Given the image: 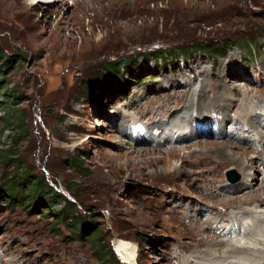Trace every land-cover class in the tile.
Segmentation results:
<instances>
[{"label": "rangeland", "instance_id": "1", "mask_svg": "<svg viewBox=\"0 0 264 264\" xmlns=\"http://www.w3.org/2000/svg\"><path fill=\"white\" fill-rule=\"evenodd\" d=\"M185 39L229 49L213 65L204 53L175 52ZM155 49L174 57L157 61L148 55ZM0 50V150L21 152L30 171L64 196L50 210L66 206L67 216L84 222L79 229L70 217L61 221L50 210L44 215L43 198L8 206L0 197V264H105L89 238L96 228L103 245L110 241L116 249L119 264H209L196 256L214 238L222 240L216 232L227 231L243 208L249 227L264 211L257 201L249 204L264 198L258 194L264 165L256 161L258 179L247 186L252 180L236 163L242 149L253 152L250 143L258 135L227 136L232 119L222 129L227 134H219L218 113L211 112L223 108L229 93L221 90L211 102L206 95L203 111L185 106L206 76V92L216 94L229 83L234 98L247 93L264 106V0H0ZM4 55L13 63L1 71ZM127 58L141 66L124 69ZM114 62L125 76L107 84L104 73ZM165 107L169 116L175 111V127L158 124ZM18 112L25 117L22 134L10 121ZM257 112L264 131L263 108ZM201 115L212 122H194L193 132L192 117ZM129 118L135 122L123 126ZM125 128L142 138L133 148L121 144ZM165 136L184 138L170 142ZM205 141L224 142L230 152L224 158L197 144ZM174 147H180L178 156L168 153ZM212 169L222 178L214 180ZM10 172L0 166V186ZM245 192L249 197L241 199ZM213 193L224 195L210 198ZM218 215L221 223L211 227Z\"/></svg>", "mask_w": 264, "mask_h": 264}, {"label": "bare ground", "instance_id": "2", "mask_svg": "<svg viewBox=\"0 0 264 264\" xmlns=\"http://www.w3.org/2000/svg\"><path fill=\"white\" fill-rule=\"evenodd\" d=\"M204 76H206V75H204ZM205 78H206V80L204 79L205 81L202 83V86H200L201 87L200 89L195 88V89L192 90L191 98L186 102L185 106L186 107H190V108H195L196 107L197 109H200V110L202 109V111H203V110H205L204 108H206L205 106L207 105L203 101V98L206 95L209 96L208 99H209V102H211L213 100V98L216 97L215 95H218V96L221 95V93H220L221 90H225V91H227L229 93V96L225 97L226 103L223 104V105L220 104V105H222L223 108L222 109L215 108V109H212L211 112L218 113L217 118H219V122L221 123V126L218 124L219 122L217 123L218 128H219V134H223L225 132L227 134V131L226 130L223 131L222 129L229 122L228 120L232 119V121H234L233 129H232V131H230L227 134V136L233 135V133H236V135L238 134V137H240V138L242 136L245 137V138H249L250 136L258 135L257 137L253 138L251 140V143H250L252 145V147H251L252 149L251 150L253 152H248L245 149H242V151L240 153L241 160L237 159V161H236L237 166L241 167L245 171L244 172V177H246L247 180L248 179L252 180L251 183H244V184H247V186H253V182H255V180L258 179V174H259V172H256V166H255L257 164L256 161H258L260 159L261 162H259L258 164H260V165L263 164L264 165V131H262L261 128L259 129V124L261 123V117L260 116H261L262 112H257V110H260V108H263V111H264V106H260L259 107L258 104H253L249 100V99L252 98V96L250 94L246 95L247 93L244 95V97L241 96V97H238V98H234L233 95H235V94L233 92V89H231V84H229V83H227V84L225 83L223 85L220 84L221 87H219L220 89H218L216 94H210V93H208V90H207V92L204 90V86L207 85L206 84L207 82H209L208 81L209 79H207V76ZM196 93L198 95H201L200 99L195 97V96H197ZM235 100H237L238 103L235 102ZM239 104H241V109L240 110H239V107H240ZM212 108H214V107H212ZM166 109H167V107H165L164 111H162L163 112L162 120L159 119L158 124L159 125H164V124H167V123L170 122L169 125L171 127H175L176 124H177V120H176V118H177L176 116L177 115L175 116V111H174L173 112L174 114H171V116H169L168 110H166ZM229 109H231V111L232 110L235 111L236 117H231V116L229 117V114L227 113L228 112L227 110H229ZM188 115H189V113H188ZM256 115H257V117H256ZM244 116L246 118H248V119L244 120V121L239 119L240 117H244ZM226 119H228V120H226ZM131 121L135 122V120L129 118V119H127L125 121L123 126H125L126 123H129ZM196 121L197 122L198 121H202V123H209L211 121V119H209V117H207V116L205 117V116H202V115L201 116H193L192 117V121L190 122V126H189L193 132H194V129H197L196 124H194V122H196ZM136 123L137 124H135V125H138V126L140 125L139 122L136 121ZM229 126H231V124ZM155 127L157 128L158 125H156ZM158 128H160V126ZM147 129H148V126L146 125V127H145V132L146 133H147ZM230 130H231V128H230ZM120 131H121V133L126 134L125 137H126L127 140H130V141L124 140L121 143L124 146H128V148H133L134 143H132V142H135L134 140H139V141L142 140V138H139V136H137V134H135L133 132H132L131 135L135 139H133V137H131V136H128L126 128L124 130H120ZM176 132L177 131H174V133H176ZM180 132H181V134H179V136L180 135L181 136H185V138L189 137V136L188 137L186 136L187 133L183 134L182 130H180ZM193 132H192V134H193ZM214 134H215V130H214ZM203 135H205L204 131H198L197 134H196V136H198V137L199 136H203ZM150 137H151V135H150ZM166 138H167V136H165V141H170V142L171 141H176L177 142V141H181V139H183L184 137H181V138L178 137V139H176V140L174 138L173 139H169V140H168L169 137L167 139ZM147 140H148V138H147ZM152 141L154 142L155 140H152ZM161 142H162L161 139L157 140L156 144H160ZM200 143H197V144L198 145H203L205 147V149H207V147H209V146H212V148H210V149L208 148V151L218 152L224 158L226 157V155H227V153L229 151L228 147H230V146L226 145L224 142L210 143V142L205 141V142H200ZM237 144H239V143H237ZM179 149H180V147L170 148V149H168V153H169L170 156H178L179 155L178 154L179 153ZM150 150H152V149H150ZM153 150L156 151L158 149H153ZM159 151H160V149H159ZM249 159L253 161V163H254L253 165H248L247 164ZM249 168H253V171H250ZM212 173L214 175V180L217 181L218 178H222L221 173L219 174L216 169H212ZM261 173L264 174V171L262 170ZM237 186L238 185H236V186L230 185L229 187L237 188ZM202 189H204V188H202ZM244 190H246V189H244ZM263 192H264V177H263V180L260 182V187L258 189V194L259 193H263ZM223 195L222 194H218L217 195L216 193H213L209 197L210 198H214L215 196L218 197V196H223ZM225 196H227V195H225ZM247 197H249V194L247 192L243 193V195L240 196L241 199H245ZM254 201L258 202L256 206L262 207V208L264 207V198L252 200V201L249 202V204H251V203L253 204ZM200 209L201 210H203V209L204 210H208L206 208H203V209L200 208ZM200 209L198 208L199 211H201ZM243 209L244 210H242V213L240 215H238L237 219L232 220V225L230 226V228L227 231H223L222 230L220 232H216L218 235L223 237L222 240L214 238L215 240H213L210 243L211 247L208 248L207 250L201 252L200 256H196V258H198L199 260L202 259L203 261H206L209 264H262V263H264V214H263L264 211H262L260 209L261 212H259V214L257 213V215L253 216V218H252V226L250 225L251 227H249L248 225L245 226L244 223H243L244 222L243 218L246 217L247 214H249L248 213V209L247 208H243ZM195 213H197L196 210H195ZM210 213L212 214V210H210ZM253 213H251V214H253ZM196 215L199 217L200 214L199 215L196 214ZM200 218H201V222H202L203 219H202L201 216H200ZM208 218H211V216L208 217ZM219 218H221V217L218 215L217 221L214 222L213 224H211V227H213L215 224L217 225V224L221 223L222 220L219 222ZM204 221L205 220H203V222ZM198 228L200 230H203L202 226H199ZM205 230H207V229H205ZM214 230H215V228L211 229L210 232L213 234ZM214 235H216V234L214 233ZM225 244H227L228 247L225 248V246H224Z\"/></svg>", "mask_w": 264, "mask_h": 264}, {"label": "trees", "instance_id": "3", "mask_svg": "<svg viewBox=\"0 0 264 264\" xmlns=\"http://www.w3.org/2000/svg\"><path fill=\"white\" fill-rule=\"evenodd\" d=\"M191 40V41H190ZM186 41V43H185ZM229 44H224L222 49L219 50V47L209 43L208 41L204 40H196V39H185L183 46H179L175 49V52H179L183 55H188L190 53H204L210 58V62L214 65L216 62V57L223 55L229 49ZM1 51V50H0ZM148 55H152L156 58V60L165 59L166 57H174L173 52L168 49H155L150 50ZM5 60V64L1 71H4L7 67L13 63V57H7L6 55L2 56ZM117 62L113 64L110 63L111 67H107L108 73H104V81L108 84L110 81L116 79V81H121L124 79L125 72L124 69L128 71H134L135 68L141 66V63L136 64V58L132 59H125L124 62V69L122 70L121 67L116 66ZM136 64V65H135ZM136 66V67H135ZM2 67V66H1ZM109 68V69H108ZM113 72L117 73V76L113 74ZM113 78V79H112ZM108 80V81H107ZM101 80L100 84L104 82ZM124 82V81H123ZM111 83V82H110ZM2 80H0V89L3 88L1 86ZM25 117L20 113L11 114V123H16V130H18L21 134L25 133L21 128V125L24 123ZM8 129H5V131ZM18 142L15 141L13 147H17ZM11 146V145H10ZM78 165H82L81 162H76ZM8 165L11 168V172L7 173L3 184L0 186V197H4L5 204L8 206H12L13 204H21L29 206L33 205L34 202L39 199L43 198L45 203L48 205V212L47 210H41L44 215L51 213L55 214L59 220H66L69 217L71 221L79 219L78 216L71 214L67 216L66 213V206H63V209L59 212H55L54 210H50L56 205H62L64 203V196L56 191L53 186L50 184L49 180H46L43 177L35 176L27 166V163L22 160L21 152L17 150H7L1 149L0 150V166ZM50 210V211H49ZM73 225L79 229L83 228V221H76ZM78 235H82V232H76ZM89 238L92 242V247L97 253V257L101 261V263L105 264H119V258L115 252L110 241L106 242L104 245V238L102 231L99 228L93 229L92 232L89 234Z\"/></svg>", "mask_w": 264, "mask_h": 264}, {"label": "water", "instance_id": "4", "mask_svg": "<svg viewBox=\"0 0 264 264\" xmlns=\"http://www.w3.org/2000/svg\"><path fill=\"white\" fill-rule=\"evenodd\" d=\"M262 264H264V263H262Z\"/></svg>", "mask_w": 264, "mask_h": 264}]
</instances>
